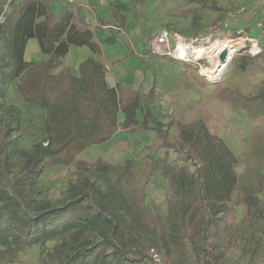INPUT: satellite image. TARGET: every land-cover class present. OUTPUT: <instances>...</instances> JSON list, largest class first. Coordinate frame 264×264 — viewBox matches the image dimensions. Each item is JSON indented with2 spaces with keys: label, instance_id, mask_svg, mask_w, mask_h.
<instances>
[{
  "label": "rangeland",
  "instance_id": "rangeland-1",
  "mask_svg": "<svg viewBox=\"0 0 264 264\" xmlns=\"http://www.w3.org/2000/svg\"><path fill=\"white\" fill-rule=\"evenodd\" d=\"M62 2L65 0H55L54 9L60 12L67 6ZM78 2L70 3L75 7ZM107 4L113 17L111 21L100 17L99 22L123 29L133 24L140 27L136 37L144 41L148 55L174 63L167 78L162 79L161 72L149 75L150 88L159 97L150 107L151 121L171 122L164 126L170 137L186 136L202 127L215 134L234 155L231 169L235 181L227 203L206 195L213 217L221 220L217 227H207L192 237L186 234L184 225L192 193L189 184L177 175L186 168L196 173L200 165L186 152L171 151L165 156L164 150L157 147V131L127 133L119 128L114 138L125 139L126 145L115 149L111 139L81 153L80 157L91 161L99 155L103 164L94 165L87 174L122 205L120 210L126 213L123 227L142 243L153 244L158 264H264V106L249 99L264 90V0H107ZM98 6L103 7L100 2ZM163 28L171 32L163 52L147 47L146 42L153 41ZM184 42L210 47L209 54L183 59L170 54ZM225 45L229 48L222 52L226 51L227 56L231 52V58L218 66L219 51ZM6 52L3 38L0 53ZM24 57L43 70L48 62L36 38L28 41ZM66 68L61 62L48 69L53 74L49 84L54 89L63 83L61 74ZM38 75L32 71L22 80L7 78L0 85V126L9 132L7 171L11 177L21 173L24 153L46 137L47 109L26 101L19 86L22 81L28 90V83ZM143 84L144 80L138 89L121 86L123 100L135 97L137 91L143 93V99L150 90L141 92ZM142 117L138 111V118ZM186 144L182 142L183 147ZM75 168V164L44 163L34 190L28 192V202L37 199L63 203L69 183L75 178ZM10 223L9 211L0 205V228ZM100 239L101 235L94 239L88 260L94 259L103 246L99 245ZM60 241L57 237L45 245L27 246L12 258L8 252H0V264H54L49 257L43 261V257Z\"/></svg>",
  "mask_w": 264,
  "mask_h": 264
},
{
  "label": "trees",
  "instance_id": "trees-1",
  "mask_svg": "<svg viewBox=\"0 0 264 264\" xmlns=\"http://www.w3.org/2000/svg\"><path fill=\"white\" fill-rule=\"evenodd\" d=\"M54 2L16 0L0 23V41L4 38L7 49L5 55L0 53V85L7 78L22 80L32 71L39 72L28 83L27 91L20 81V91L26 101L37 102L47 109L46 137L24 153L21 173L14 177L7 171L9 132L0 126V205L9 211L11 219L9 225L0 228L3 248L0 252H8L12 258L27 246L45 245L60 237V243L46 253L43 261L49 257L54 264H158L153 244L142 243L123 227L126 213L120 210L122 205L87 174L94 165L103 166L100 156L91 161L80 157L81 153L111 139L115 149L120 144L126 145L125 139L114 138L118 129L123 128L127 133L157 131V147L164 150L165 156L171 151L194 156L200 165L198 171L186 168L177 175V179L189 184L192 193L184 213L185 231L192 237L207 227H217V221L221 220L213 217L206 195L211 194L222 203L230 200L235 181L231 169L234 155L224 141L203 127L186 136L170 137L164 126L171 122L151 121L150 107L158 99L155 89L152 87L143 99V93L137 91L135 97L123 100L118 87L107 85L105 66L100 60L90 57L83 60L79 76L73 75L70 67L66 68L61 74L63 83L55 89L50 86L53 74L48 69L58 67L72 45L87 46L93 52L100 50L94 31L86 23H77L70 5L60 11L61 15L55 12ZM31 38L38 40L41 55L48 59L44 70L24 57ZM249 99L264 106V90ZM120 112L125 114L122 122L118 117ZM183 141L187 143L185 147ZM46 162L76 165L75 178L69 183L67 198L61 204L37 199L28 202V192L34 190ZM100 235L99 245L103 246L94 259L88 260L94 250V239Z\"/></svg>",
  "mask_w": 264,
  "mask_h": 264
},
{
  "label": "crops",
  "instance_id": "crops-1",
  "mask_svg": "<svg viewBox=\"0 0 264 264\" xmlns=\"http://www.w3.org/2000/svg\"><path fill=\"white\" fill-rule=\"evenodd\" d=\"M70 2L73 1L65 0L64 3L62 2V6L70 5L73 10L75 8L77 23L88 24L94 31L95 40L100 45L98 52H93L87 46H71L69 53L62 58V62L71 68L74 75L77 76L80 63L90 57L100 60L104 64L105 81L109 87H118L119 91L121 86H131L138 89L144 80L145 89L144 87L141 88L142 92L150 88L152 80L150 82L149 75H152V72H161L160 77L163 79L167 78L168 72L173 70L174 63L172 60L148 55L144 41L136 37L140 34V27L133 24L123 29L122 26L117 28L115 25L99 22L100 17L106 18V21H111L113 17V11L108 6L107 0H79L75 7ZM99 2L103 5L102 8L98 6ZM1 4L0 1V6ZM54 10L59 12L58 9ZM60 14L62 15V13ZM146 43L147 47L153 49V41L149 39ZM163 47H159L161 49L158 52H163L161 51ZM155 54L158 55L159 53L155 52ZM156 60H161L162 63L159 62L158 64ZM118 117L122 122L125 119V114L120 112Z\"/></svg>",
  "mask_w": 264,
  "mask_h": 264
},
{
  "label": "bare ground",
  "instance_id": "bare-ground-1",
  "mask_svg": "<svg viewBox=\"0 0 264 264\" xmlns=\"http://www.w3.org/2000/svg\"><path fill=\"white\" fill-rule=\"evenodd\" d=\"M212 44L213 41H212ZM195 45V44H194ZM190 46L188 45L186 42L182 43L180 46H178L176 49H174L173 51H170V54H176V56H178L179 58L183 59V58H186L187 56H190V55H195L197 58H202L204 56H207L209 54V48L210 47H207V46ZM213 46V45H212ZM215 46V45H214ZM221 47V46H219ZM229 48V45H225L223 46L219 53L222 52V50L225 48ZM212 49V48H211ZM216 49V47H215ZM229 50V49H228ZM231 51V50H230ZM224 52V51H223ZM222 52V53H223ZM212 53V52H211ZM210 53V54H211ZM231 53V52H230ZM230 53L228 54V56L226 57V59L224 61H222L221 59L218 60V66H222L223 64H225L226 62H228L230 60ZM212 55V54H211ZM217 55V54H216ZM233 55V54H232ZM214 56V54H213ZM211 57V56H210ZM219 58V57H218ZM214 59V58H213ZM212 59V60H213ZM212 63V62H211ZM216 66V65H215ZM213 68V67H212ZM211 70V69H209ZM207 71V70H206Z\"/></svg>",
  "mask_w": 264,
  "mask_h": 264
},
{
  "label": "built area",
  "instance_id": "built-area-1",
  "mask_svg": "<svg viewBox=\"0 0 264 264\" xmlns=\"http://www.w3.org/2000/svg\"><path fill=\"white\" fill-rule=\"evenodd\" d=\"M1 4V14H0V23L4 20L6 13L12 8L16 0H0ZM74 1V0H70ZM171 37V32L167 28L161 29L158 35L153 40V45L155 48L162 47L165 43L168 42ZM161 49V48H160ZM167 53V52H166Z\"/></svg>",
  "mask_w": 264,
  "mask_h": 264
},
{
  "label": "water",
  "instance_id": "water-1",
  "mask_svg": "<svg viewBox=\"0 0 264 264\" xmlns=\"http://www.w3.org/2000/svg\"><path fill=\"white\" fill-rule=\"evenodd\" d=\"M220 59H221L222 61H224V60L226 59V51H224V52L221 54Z\"/></svg>",
  "mask_w": 264,
  "mask_h": 264
}]
</instances>
